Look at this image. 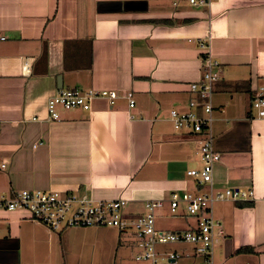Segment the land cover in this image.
Returning <instances> with one entry per match:
<instances>
[{"label": "crops", "instance_id": "1", "mask_svg": "<svg viewBox=\"0 0 264 264\" xmlns=\"http://www.w3.org/2000/svg\"><path fill=\"white\" fill-rule=\"evenodd\" d=\"M1 37L0 196L43 189L124 198L130 215L141 213L146 200L200 188L185 174L201 164L195 140L174 131L168 114L187 109L188 85L203 71L198 43H207L219 63L213 187L254 195L252 206H212L224 231L214 250L223 252L220 264H264V119L251 108L254 89L264 86V0H0ZM58 77L62 88L115 89L118 98L112 106L95 98L89 110L58 108L59 118L51 119L46 101ZM168 213L165 202L156 222L161 230L195 225L182 208ZM64 231L0 208V264H67ZM118 233L115 252L136 253L133 235ZM240 247L254 252L236 253ZM172 252L180 257L168 264L183 257L185 264H205L190 245Z\"/></svg>", "mask_w": 264, "mask_h": 264}, {"label": "built area", "instance_id": "2", "mask_svg": "<svg viewBox=\"0 0 264 264\" xmlns=\"http://www.w3.org/2000/svg\"><path fill=\"white\" fill-rule=\"evenodd\" d=\"M210 0H189L193 5H207ZM0 39H3L1 37ZM203 71L197 82L190 83L188 90L193 94L188 100L187 109L180 111L171 109L168 114L174 131L194 138L196 154L200 167L186 171V176L193 179L200 187L193 191H170L167 199H149L143 204V210L136 215L126 213L127 200H94L78 197L72 193H59L43 189H21L11 197L0 196V208L26 211L30 218L41 223L51 231H59L71 227H112L120 233H131L135 238L137 252L134 259L146 264L170 263L180 257L176 252H160L159 245L183 243L189 244L195 255L204 258L211 264L215 244L224 237L219 220L212 213L214 202L221 201H253L251 189L213 187V171L220 159L214 146L213 104L214 83L219 79L218 61L212 58L209 45L200 40ZM30 62L25 61L27 68ZM95 98L106 99L112 106L118 98L115 89H83L79 87L60 88L46 101L49 118H59L58 108L89 110ZM128 106H134V98L130 91L125 93ZM251 106L256 117L264 119V86L254 89ZM133 117V115H130ZM36 144L33 145L35 147ZM1 168L5 164L0 165ZM167 203L170 215H177L182 208L185 215L195 218V225L180 231H165L156 226L158 212Z\"/></svg>", "mask_w": 264, "mask_h": 264}, {"label": "rangeland", "instance_id": "3", "mask_svg": "<svg viewBox=\"0 0 264 264\" xmlns=\"http://www.w3.org/2000/svg\"><path fill=\"white\" fill-rule=\"evenodd\" d=\"M252 108V106H251ZM252 110H254L252 108ZM256 116V111L254 110ZM190 147L191 144H189ZM217 202L213 203V207L216 206ZM126 209V208H125ZM169 215V213H168ZM166 221L165 219L163 220ZM168 223V222H167ZM166 223V224H167ZM165 224V225H166ZM59 230L58 232H61ZM68 236L64 239L66 253L64 255L67 264H142L135 261L134 253L132 248L120 249L115 252L114 246L119 240V231L112 227H71L66 228ZM122 233V232H121ZM124 234V233H123ZM121 240L126 237L121 235ZM122 244V243H121ZM189 244L175 243L167 244L163 247L165 251L172 252L173 250L179 249L180 247L188 246ZM191 246V245H190ZM216 246V244H215ZM214 246V247H215ZM213 264H220L218 261V255H223L221 249L214 250ZM196 259H201V256H192ZM203 258V257H202ZM193 259V258H192ZM204 260V258H203ZM201 263L205 262L199 260ZM186 260L184 257L177 260L176 264H185ZM167 264V263H164ZM205 264H207L205 262Z\"/></svg>", "mask_w": 264, "mask_h": 264}, {"label": "trees", "instance_id": "4", "mask_svg": "<svg viewBox=\"0 0 264 264\" xmlns=\"http://www.w3.org/2000/svg\"><path fill=\"white\" fill-rule=\"evenodd\" d=\"M239 206H252V202L238 203ZM254 252L252 247H240L236 250V253H252Z\"/></svg>", "mask_w": 264, "mask_h": 264}, {"label": "water", "instance_id": "5", "mask_svg": "<svg viewBox=\"0 0 264 264\" xmlns=\"http://www.w3.org/2000/svg\"><path fill=\"white\" fill-rule=\"evenodd\" d=\"M98 5H99V4H98ZM57 83H58L57 88H58V89L62 88V85H61V83H60V77L57 78ZM214 146H215V149H216L215 139H214ZM216 151H217V149H216Z\"/></svg>", "mask_w": 264, "mask_h": 264}]
</instances>
